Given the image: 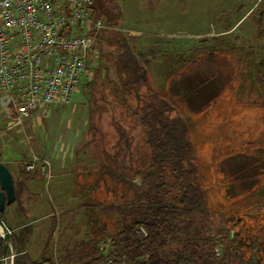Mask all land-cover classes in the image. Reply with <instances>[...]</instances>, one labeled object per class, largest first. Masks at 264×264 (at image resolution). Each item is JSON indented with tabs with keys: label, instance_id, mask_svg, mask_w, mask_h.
Returning <instances> with one entry per match:
<instances>
[{
	"label": "rangeland",
	"instance_id": "374dc122",
	"mask_svg": "<svg viewBox=\"0 0 264 264\" xmlns=\"http://www.w3.org/2000/svg\"><path fill=\"white\" fill-rule=\"evenodd\" d=\"M255 1L93 0L104 26L90 77L73 101L41 108L15 126L0 107V157L10 165L23 198L7 207L4 221L31 260L82 264L76 259L82 242L91 238L99 241L100 262L112 257V237L121 224L112 205L127 194L112 179V157L124 129L132 134V153L144 151L140 118L157 92L147 81L160 84V97L173 93L171 116L190 120L214 233L237 255L264 260V21L259 10L244 16ZM131 37L151 48L158 43V51L167 48L165 39H174L172 57L191 49L202 69L192 60L189 67L178 64L167 73L171 65L160 56L158 69L148 72L155 52L150 56L137 46L133 63L123 67L118 45H133ZM205 47L208 55L216 49L213 69ZM189 69L195 75L182 77ZM196 78H205V85L197 88ZM34 157L50 161L52 178L41 174L32 188L25 172L35 174L26 169ZM132 181L140 186L143 180L134 176ZM223 241L216 248L219 257L227 248ZM15 256L12 249L7 264Z\"/></svg>",
	"mask_w": 264,
	"mask_h": 264
},
{
	"label": "trees",
	"instance_id": "16d2710c",
	"mask_svg": "<svg viewBox=\"0 0 264 264\" xmlns=\"http://www.w3.org/2000/svg\"><path fill=\"white\" fill-rule=\"evenodd\" d=\"M131 40L133 45L129 41L118 45L119 58L122 63L125 61L123 67L128 68L127 62L133 63V57L136 55L134 53L138 51L137 47L142 52H149L150 56L152 51L155 52L152 59H148V72L158 69L156 60L160 56L171 65L167 73L178 64L189 67L188 65L192 63L194 54L191 49H185L186 52L182 51V54L172 57V53L178 46L174 39L164 40L167 46L165 51L156 50L158 43H154L155 47L151 48L136 38L131 37ZM133 46H137L136 49ZM207 50V47L203 49L206 55L204 58L213 69L216 49H212V54L209 53V55L206 53ZM193 61L196 64L199 60ZM196 65H199L198 69H202L201 63ZM135 73L139 74V70ZM192 73L189 69L182 74V77L192 78L190 76L195 75ZM146 76L145 74L143 77L144 81L147 80ZM198 81L196 78V86L200 88L210 79L207 77L206 82L205 78L201 82ZM179 82L182 81L179 80ZM144 84H147L150 90L153 88L157 91L155 95H150L146 112L140 118L145 135L144 151L138 154L132 153L133 137L128 130L124 129L118 132L119 147L117 148L119 149L116 156L112 157L114 163L112 179L117 187L123 186V191L127 192L124 197L126 199L122 203L112 205V211L121 218L118 232L113 235L111 244L115 264H244L248 261H250L249 264H264L260 255L252 256V260L237 255L229 248L232 245L228 246L225 239L223 241L217 232L214 233L211 208L203 185L202 166L194 151L190 120L183 115L171 116L172 111L175 110L171 101L177 102L173 93L169 95L164 91L160 97V84L156 81L153 83L147 81ZM168 98H170L169 102ZM135 155L138 156V160L134 162ZM2 160L0 157V161ZM128 160L130 162H127ZM33 172L35 174L25 172L26 178L29 176V182L42 176L38 170ZM134 176H141L143 181L140 186L132 183ZM14 182L15 202L23 203L22 192L15 178ZM12 204H7L5 211ZM4 212H0L3 220ZM91 239L87 243L82 242V251L76 259L79 263L100 262L99 241L96 238ZM219 241H223L227 246L222 257H219L216 252ZM10 242L12 247L11 245L8 247L7 254L9 255L12 249L15 250L13 264H39L38 261L31 260L13 232H11ZM261 249L259 246L258 251ZM263 252L260 254L263 255ZM3 254L4 239L0 234V264H4ZM73 256L70 254L69 257H77L75 254Z\"/></svg>",
	"mask_w": 264,
	"mask_h": 264
},
{
	"label": "built area",
	"instance_id": "2783aa9c",
	"mask_svg": "<svg viewBox=\"0 0 264 264\" xmlns=\"http://www.w3.org/2000/svg\"><path fill=\"white\" fill-rule=\"evenodd\" d=\"M93 8V0H0V107L10 124L71 103L87 83L104 26ZM26 169L52 178L48 159L34 157Z\"/></svg>",
	"mask_w": 264,
	"mask_h": 264
},
{
	"label": "water",
	"instance_id": "95a60500",
	"mask_svg": "<svg viewBox=\"0 0 264 264\" xmlns=\"http://www.w3.org/2000/svg\"><path fill=\"white\" fill-rule=\"evenodd\" d=\"M16 200V190L13 174L9 166L0 161V212H4L6 205H10ZM0 227L2 231L0 234L4 239V254L3 261L7 264L8 254L7 250L10 246L11 231L6 225L5 221L0 217ZM13 264V262L11 263Z\"/></svg>",
	"mask_w": 264,
	"mask_h": 264
},
{
	"label": "crops",
	"instance_id": "0c3cea01",
	"mask_svg": "<svg viewBox=\"0 0 264 264\" xmlns=\"http://www.w3.org/2000/svg\"><path fill=\"white\" fill-rule=\"evenodd\" d=\"M262 5V6H261ZM256 10H259L260 11V13L262 14V15H260V20H262V22L264 21V1H261V2H258V0H256L254 3H252V5L249 7V9L247 10V12L245 13V15L244 16H246L248 13H253L254 11H256ZM254 78H256V77H254ZM216 79H217V75H216ZM215 79V80H216ZM236 80V77H234V79H233V81H235ZM240 82H244L245 81V79L244 78H241L240 80H239ZM60 107V106H65L64 104H54L53 106H51V107ZM50 107V108H51ZM1 162H3V163H5V164H8L6 161H4V160H2ZM8 166H9V168H10V170H11V172L13 173V171H12V169H11V167H10V165L8 164ZM14 174V173H13ZM39 179H37V178H34V179H32V181H30V183H31V187L33 188V186L36 184V182L38 181Z\"/></svg>",
	"mask_w": 264,
	"mask_h": 264
},
{
	"label": "bare ground",
	"instance_id": "6f19581e",
	"mask_svg": "<svg viewBox=\"0 0 264 264\" xmlns=\"http://www.w3.org/2000/svg\"><path fill=\"white\" fill-rule=\"evenodd\" d=\"M0 228H1V227H0ZM0 231H2V229H1Z\"/></svg>",
	"mask_w": 264,
	"mask_h": 264
}]
</instances>
